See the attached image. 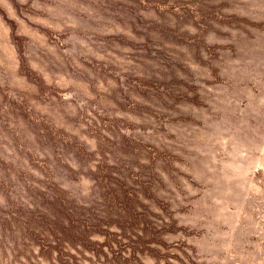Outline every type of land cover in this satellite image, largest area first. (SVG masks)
Returning a JSON list of instances; mask_svg holds the SVG:
<instances>
[{
	"label": "rangeland",
	"instance_id": "rangeland-1",
	"mask_svg": "<svg viewBox=\"0 0 264 264\" xmlns=\"http://www.w3.org/2000/svg\"><path fill=\"white\" fill-rule=\"evenodd\" d=\"M0 264H264V0H0Z\"/></svg>",
	"mask_w": 264,
	"mask_h": 264
}]
</instances>
